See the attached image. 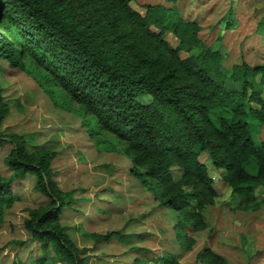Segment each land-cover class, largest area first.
Masks as SVG:
<instances>
[{
  "label": "trees",
  "instance_id": "obj_1",
  "mask_svg": "<svg viewBox=\"0 0 264 264\" xmlns=\"http://www.w3.org/2000/svg\"><path fill=\"white\" fill-rule=\"evenodd\" d=\"M132 1L0 0V63H5L0 70H22L29 61L45 82L78 102L98 129L122 140L130 175L151 190L154 181L159 204L180 212L173 224L177 236L185 227H204L198 206L225 189L245 207H260L264 139L253 136L249 122L264 123V62L242 60L227 69L224 50L202 41L197 19L184 17L176 5L148 2L140 11ZM8 110L0 96V125ZM87 133L100 138L92 125ZM0 146L10 170L0 174V224L3 206L15 198L13 179L32 174L33 189L46 198L21 221L42 254L18 264H86L87 246H77L59 221L74 198L72 189L62 190L54 178L55 150L1 128ZM203 149L219 170V183L198 158ZM176 165L178 177L172 172ZM115 232L95 237L106 241ZM131 249L130 264H145L147 258L177 264L173 254L148 256L146 247ZM199 254L207 264H229L209 247Z\"/></svg>",
  "mask_w": 264,
  "mask_h": 264
},
{
  "label": "rangeland",
  "instance_id": "obj_2",
  "mask_svg": "<svg viewBox=\"0 0 264 264\" xmlns=\"http://www.w3.org/2000/svg\"><path fill=\"white\" fill-rule=\"evenodd\" d=\"M240 1L243 8L236 10L234 16L239 26L244 27V32L259 19L263 22L264 0ZM148 2L178 6L175 0H134L131 6L142 11V5ZM251 5L253 8H249ZM262 47L264 50V44ZM0 64L5 65L4 62ZM230 64L225 61L223 66L228 69ZM40 75L27 60L22 70L8 66L0 70V96L9 108L0 128L5 132L23 134L38 148L55 150L50 161L54 178L62 190L72 189L74 198L71 204L62 208L59 221L77 246H87L86 264H130L135 256L131 246L136 243L148 248V256L175 255L177 264H207L199 256L204 247L222 253L229 264H264V204L254 216L244 211L247 207L225 189L198 206L205 221L204 227H185L183 235L177 236L173 224L180 212L159 204V190L154 181L151 190L129 174L130 160L124 142L106 130L98 129L78 102L57 86L45 82ZM219 114L229 115L227 110H221ZM213 117L217 122V116ZM249 123L253 136L257 140L264 139V123L258 120ZM91 125L99 130L100 138L88 135L87 128ZM4 154L5 149L0 146V174L7 176L10 170L3 163ZM198 158L205 164L213 182L219 183V170L207 151H199ZM248 169L253 171L254 164L249 163ZM178 170L177 165L172 167L175 177L181 172ZM34 180L32 174L26 173L12 181L15 198L3 206L0 224V264H10L12 260L16 264L19 261L26 263L42 254L38 242L29 238L21 224L26 211L41 207L46 201L45 196L33 189ZM257 191L264 194V187H258ZM207 202L209 205L204 207ZM236 211H240L239 216ZM164 214L169 216L168 220ZM131 221L138 224L134 232L143 231L140 241L136 238L130 240L129 236L121 238L118 233L123 231L124 223ZM251 221H254L253 231L257 234L254 237L246 228ZM111 228L117 232L108 240L96 239L97 234ZM21 240V243L17 242ZM45 253L52 252L48 249ZM147 259L145 264H154Z\"/></svg>",
  "mask_w": 264,
  "mask_h": 264
},
{
  "label": "crops",
  "instance_id": "obj_3",
  "mask_svg": "<svg viewBox=\"0 0 264 264\" xmlns=\"http://www.w3.org/2000/svg\"><path fill=\"white\" fill-rule=\"evenodd\" d=\"M175 1H178L177 7L179 8V10L181 11L184 17L190 19L192 18L197 19L200 25L199 36L201 39L205 40L211 48L222 47V49L224 50V57L222 60V64H224L225 61H229L231 62V64H233V63H239L242 60L247 62L248 64L264 62V50L262 47V45L264 44V31H263L264 20L262 22L259 19L253 26H251V28L247 27V29L249 30L243 32L244 27L239 26V22L236 20L234 16L236 10L243 8L240 0H175ZM170 5H176V4H170ZM249 8H253V5H251ZM262 94H263V90H262ZM208 203L209 202L204 203V207L206 205H209ZM263 204L264 202L262 203V205ZM262 205L256 209L247 208L244 211L251 212V214L253 213L255 214L254 216H256L258 215L257 213L260 211ZM239 212L240 211L235 212L236 216H239ZM164 216L166 220L169 219V216L167 214L166 215L164 214ZM137 227H138L137 223H134L132 221L129 223L127 222L124 223L123 231H118V233L121 234V238L123 236H129L128 239L130 240L136 238L137 239L136 241H140L142 237L141 234L143 233V231L140 233L134 232V229ZM246 228L250 229L248 230L249 231L248 233H250L252 237L257 235L253 231L254 221H251L249 225H246ZM110 230H116V229L111 228ZM126 233H130L131 236L130 234H126ZM90 235H94V234L90 233ZM128 239L126 240L128 241ZM135 245L138 244L136 243Z\"/></svg>",
  "mask_w": 264,
  "mask_h": 264
}]
</instances>
